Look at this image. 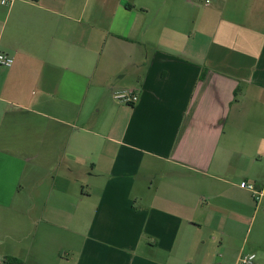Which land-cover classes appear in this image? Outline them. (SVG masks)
Segmentation results:
<instances>
[{
  "label": "crops",
  "instance_id": "crops-1",
  "mask_svg": "<svg viewBox=\"0 0 264 264\" xmlns=\"http://www.w3.org/2000/svg\"><path fill=\"white\" fill-rule=\"evenodd\" d=\"M167 3L0 0V264H264V0Z\"/></svg>",
  "mask_w": 264,
  "mask_h": 264
},
{
  "label": "built area",
  "instance_id": "built-area-1",
  "mask_svg": "<svg viewBox=\"0 0 264 264\" xmlns=\"http://www.w3.org/2000/svg\"><path fill=\"white\" fill-rule=\"evenodd\" d=\"M14 0H1V3L4 5H9ZM208 2V0H206ZM13 57L5 52L0 51V66L10 67L13 64ZM112 98L119 102L125 104H134L138 100V95L131 89L120 88L112 91ZM240 187L247 189L253 196L256 203H259L263 191L258 188L254 183L248 181L240 182ZM255 260L254 253L242 254L238 257L235 264H253ZM206 264H220L218 262H209Z\"/></svg>",
  "mask_w": 264,
  "mask_h": 264
},
{
  "label": "rangeland",
  "instance_id": "rangeland-1",
  "mask_svg": "<svg viewBox=\"0 0 264 264\" xmlns=\"http://www.w3.org/2000/svg\"><path fill=\"white\" fill-rule=\"evenodd\" d=\"M163 1H168V3H170L171 1L173 0H163ZM162 3L159 2V5ZM167 3V4H168ZM5 210L6 208L5 207H2L0 205V229L3 225H7L8 223H15L16 221H19L20 218H18V215H15L14 213H11L9 214V211L8 210H5L4 212L2 211ZM1 233V232H0ZM8 244V242H7ZM1 246V245H0ZM7 246V245H6ZM5 246V247H6ZM39 264H56V262L54 261H48V260H43L40 258V261L38 262Z\"/></svg>",
  "mask_w": 264,
  "mask_h": 264
}]
</instances>
